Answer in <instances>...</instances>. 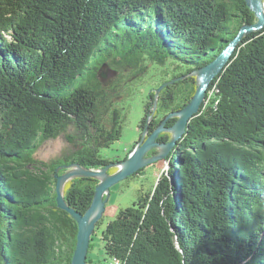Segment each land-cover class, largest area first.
Listing matches in <instances>:
<instances>
[{
    "label": "trees",
    "instance_id": "1",
    "mask_svg": "<svg viewBox=\"0 0 264 264\" xmlns=\"http://www.w3.org/2000/svg\"><path fill=\"white\" fill-rule=\"evenodd\" d=\"M256 22L245 0H0V264H70L78 226L57 207L55 175L72 163L125 161L138 142L122 159L101 154L122 135L125 101L143 94L138 128L148 136L190 102V74ZM168 60L185 67L156 80L150 67ZM61 135L74 150L37 168L41 146ZM165 161L152 190L102 231L106 255L116 264H264V28L244 36ZM97 184L68 181L66 204L83 214Z\"/></svg>",
    "mask_w": 264,
    "mask_h": 264
},
{
    "label": "water",
    "instance_id": "2",
    "mask_svg": "<svg viewBox=\"0 0 264 264\" xmlns=\"http://www.w3.org/2000/svg\"><path fill=\"white\" fill-rule=\"evenodd\" d=\"M245 3L256 16L257 22L250 26H243L234 39L227 43L224 49L211 62L190 74L196 77L197 87L190 102L182 110L167 115L165 120H163L146 138L145 135L147 134L148 126H145L143 136L125 161L121 163H110L100 170H87L78 164L72 163L68 166H63V168L67 170V168L73 166L75 167L73 170L65 172L61 176L55 175L57 207L67 212L78 226L76 246L70 264H86L91 237L94 233L96 224L102 218L110 189L126 178L138 174L147 166L164 160L170 154L176 143L184 136L188 122L199 113L210 83L226 68L236 47L242 42L244 36L264 28V13L262 11L263 1L245 0ZM99 77L103 82L106 80L105 73H101ZM174 82L175 80L161 86L157 90L156 96L164 86L173 84ZM155 108L156 103H154V110ZM174 118H176L175 123L170 127H165L166 122ZM164 132L169 133L171 138L168 142L161 144L157 139ZM152 150H156V153L148 156V153ZM114 168L116 171L109 173V170ZM56 171H58V169H56ZM102 176L103 178L101 179L100 177ZM77 177L98 180L92 202L83 214L70 208L66 204L63 196V187L65 183ZM62 184H64L63 187Z\"/></svg>",
    "mask_w": 264,
    "mask_h": 264
},
{
    "label": "rangeland",
    "instance_id": "3",
    "mask_svg": "<svg viewBox=\"0 0 264 264\" xmlns=\"http://www.w3.org/2000/svg\"><path fill=\"white\" fill-rule=\"evenodd\" d=\"M177 65L185 67V65L174 60H168L164 66L158 67L159 73L157 71L155 72V69H152V66L150 68L152 73H154L155 79L158 80L160 76H162V72L168 73L170 77L179 73L182 68L174 71V67ZM79 81L80 80L76 82L75 86L79 84ZM144 100L143 94L137 91L125 101V107H127L129 115L123 126L122 135L109 149L101 150V154L104 157L110 159H122L126 153L131 150L133 145L136 142H139V135L141 134V137L143 136V132L139 130L138 126L143 114ZM154 115L155 112H153L148 118L149 122L155 118ZM161 115L162 112H159L158 116L160 117ZM66 135L75 137L76 133L73 127L68 128ZM146 137L147 134L145 135V138ZM73 150V146L67 141L65 135H61L55 140H50L44 143L36 154V158L40 163L37 165V168L45 170L47 162L62 156L65 152H72ZM74 168L75 167L73 166L69 167L66 172H69ZM31 170L33 169L31 168ZM168 170L169 166L165 159L160 160V162L146 167L142 172L115 184L110 189V194L105 203V210L100 225L95 229V233L91 237V247L87 255L90 264H116L114 259L107 256L105 253L104 242L101 239L102 231L110 221H113L116 218L119 211L132 206L134 202L138 201L142 194L151 191L159 177L165 174Z\"/></svg>",
    "mask_w": 264,
    "mask_h": 264
},
{
    "label": "bare ground",
    "instance_id": "4",
    "mask_svg": "<svg viewBox=\"0 0 264 264\" xmlns=\"http://www.w3.org/2000/svg\"><path fill=\"white\" fill-rule=\"evenodd\" d=\"M262 11H263V13H264V4L262 3ZM101 179L103 178V176L102 177H100ZM63 185L64 184H62V187H63Z\"/></svg>",
    "mask_w": 264,
    "mask_h": 264
}]
</instances>
